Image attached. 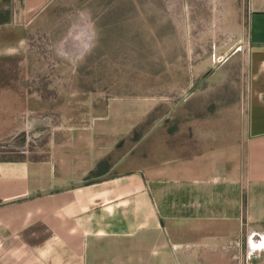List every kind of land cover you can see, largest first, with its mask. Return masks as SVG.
<instances>
[{
  "label": "crops",
  "instance_id": "obj_1",
  "mask_svg": "<svg viewBox=\"0 0 264 264\" xmlns=\"http://www.w3.org/2000/svg\"><path fill=\"white\" fill-rule=\"evenodd\" d=\"M56 1L0 0V142L24 112L5 75ZM214 1L243 29L244 132H148L107 175L101 133L53 134L42 157L0 146V264H264V0Z\"/></svg>",
  "mask_w": 264,
  "mask_h": 264
},
{
  "label": "rangeland",
  "instance_id": "obj_2",
  "mask_svg": "<svg viewBox=\"0 0 264 264\" xmlns=\"http://www.w3.org/2000/svg\"><path fill=\"white\" fill-rule=\"evenodd\" d=\"M229 12L214 0H57L27 31L23 72L5 75L22 82L24 112L0 146L42 157L53 134L101 133L107 175L148 132H244L247 54Z\"/></svg>",
  "mask_w": 264,
  "mask_h": 264
},
{
  "label": "trees",
  "instance_id": "obj_3",
  "mask_svg": "<svg viewBox=\"0 0 264 264\" xmlns=\"http://www.w3.org/2000/svg\"><path fill=\"white\" fill-rule=\"evenodd\" d=\"M102 165H103V163L98 164L97 169L92 172V175L97 174L98 173L97 171L102 167Z\"/></svg>",
  "mask_w": 264,
  "mask_h": 264
}]
</instances>
